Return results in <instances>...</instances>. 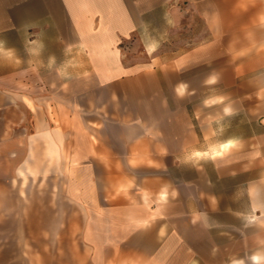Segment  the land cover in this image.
<instances>
[{"label": "crops", "instance_id": "1", "mask_svg": "<svg viewBox=\"0 0 264 264\" xmlns=\"http://www.w3.org/2000/svg\"><path fill=\"white\" fill-rule=\"evenodd\" d=\"M0 127L40 177L0 215V249H43L31 264L231 249L264 206V0H0Z\"/></svg>", "mask_w": 264, "mask_h": 264}, {"label": "rangeland", "instance_id": "2", "mask_svg": "<svg viewBox=\"0 0 264 264\" xmlns=\"http://www.w3.org/2000/svg\"><path fill=\"white\" fill-rule=\"evenodd\" d=\"M122 49L126 52V61H131L133 55H136L139 47L133 40H125L121 43ZM36 79L34 78V82ZM1 128V127H0ZM31 130V127L28 129ZM5 143L0 141V215L4 213L5 208L13 211V216L16 210L21 208L20 197L28 196L34 197L31 194L37 193L36 190H21L19 185L21 182H36L39 180V175L31 174L26 175L18 172L20 158L15 155V150L8 151L13 153L7 156L5 151ZM48 181L49 179H44ZM25 203V202H24ZM28 202V215L30 221L28 224V234H30V242H36L33 237L37 232L38 225L44 223L34 220L36 213L34 205ZM34 206V207H33ZM33 207V208H32ZM259 214L256 216L251 212L252 216L248 218V230L239 229L236 231V244L229 247L228 237H220L218 239L207 238L205 249H189L188 253H183L184 249H172V253L162 255V264H264V206L261 207ZM2 217V216H0ZM15 219V218H14ZM13 219V220H14ZM0 227L5 226L4 218H0ZM8 221V225L13 227L12 234L20 228L21 223L16 221ZM202 235L205 232L201 231ZM19 234V232H18ZM33 234V235H32ZM207 234V233H206ZM14 242L17 239L15 236ZM219 241L220 249H209V243H216ZM232 242V240H231ZM175 248V247H174ZM43 249H0V262L3 264L6 259L11 257L12 264H26L28 262L37 261L45 258ZM43 252V253H42ZM160 256V255H159Z\"/></svg>", "mask_w": 264, "mask_h": 264}]
</instances>
